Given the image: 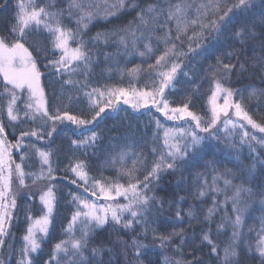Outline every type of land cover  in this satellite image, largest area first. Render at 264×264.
Segmentation results:
<instances>
[{
    "label": "snow or ice",
    "instance_id": "1",
    "mask_svg": "<svg viewBox=\"0 0 264 264\" xmlns=\"http://www.w3.org/2000/svg\"><path fill=\"white\" fill-rule=\"evenodd\" d=\"M101 20L119 23L89 36ZM181 75L177 103L167 97ZM0 78V264H264V216L244 229L257 204L264 212V119L253 114L264 108V0H16L0 19ZM121 101L149 116L143 128ZM109 116L110 135L93 131ZM245 146L247 163L231 154ZM65 181L73 211L43 259Z\"/></svg>",
    "mask_w": 264,
    "mask_h": 264
},
{
    "label": "trees",
    "instance_id": "2",
    "mask_svg": "<svg viewBox=\"0 0 264 264\" xmlns=\"http://www.w3.org/2000/svg\"><path fill=\"white\" fill-rule=\"evenodd\" d=\"M4 2H5V0H0V5H2ZM7 2H8V8L7 9H0V19H4L10 14V12L13 10V7H14V5L16 3V0H7ZM59 6L63 7L64 4L61 3ZM133 15H134V13H133ZM130 18L131 17H128V19H130ZM117 23H119V21L113 20L112 23H106V22L101 20L100 22L95 23L94 26H91L90 31L88 32V35L91 36V35H94L98 31H104V30H107V29H111L112 26L114 24H117ZM72 26L75 27V25H72ZM72 46L74 47L75 45L73 44ZM106 50L107 51H113L114 49L113 48H109V49H106ZM154 58L155 57H153L152 60H154ZM152 60L146 61L145 62V67L147 66V63H151ZM46 62L47 61L43 60V59H41V61H40V67H41V71L42 72H46V70L43 68V65ZM140 63H141L140 59H133L131 61V63H128L126 65V67L127 68H131V67H133V65L140 64ZM119 66L120 67H125V64H124L123 60L120 61V65ZM184 70L188 71L189 69L185 68ZM97 71H99V69H97ZM200 75H203V73L201 72ZM146 79H147L146 76L141 78L139 80V85L138 86H143ZM0 80H2V78H0ZM180 80H181V83L176 85V89L177 90H175V91L169 90V95L167 97L169 100H174L177 103H180L182 101L183 96L185 95V92H184L183 89L186 87V85H185V82H184V77L182 75L180 76ZM45 82L46 81L42 79V83H45ZM120 82L121 81H120V77H119L118 74L113 76L112 79H110V80H107V79H100L99 80V84H103V83L117 84V83H120ZM91 84H92V86H98L97 81L95 79L91 81ZM128 84H129V79L127 77H125L123 79V81H122V85L127 87ZM231 86L234 87V88L241 87V85L236 84V83H233ZM257 86H260V85L257 84ZM207 87H208V85H207V83H205L203 85V88L201 89V91H203ZM48 91L50 93L51 89H48ZM204 99H206V97ZM221 103H222V101H221ZM120 104H121V108L122 109H126L127 113L131 114L130 118L132 119V121L133 122L140 121L141 122V128H143V124L147 123V121L149 119V116L147 114H144V115L132 114L133 110L130 108L129 105H124L122 101L120 102ZM202 104H203V99L198 100L196 102V105H195V110L198 111V112H201V114H203V112L206 110V109H202V107H201ZM80 108H87V100H86V98L84 99V102L82 104H74L73 105V109L74 110L78 111ZM149 108H151V105H149ZM143 111L144 110L141 109V112H143ZM151 112H152L153 116H155L156 118L160 119L161 123L164 124L167 127L174 126L176 123H178V122H174V121H168L162 114L157 113L154 108L151 109ZM125 114H126L125 111L122 110L120 112V117L125 116ZM253 114H254V118L257 119L258 121L264 119V108H261L259 111H255V103H253ZM116 119H119V117L116 118ZM115 122H116V120L113 119L111 116H109L108 118L101 119V120H99L97 126L95 128H93V131H101V130H103L105 132V137H107V135L111 134V133L107 132V129L111 128L112 125ZM65 134L71 135V132L66 128L63 132L60 133V136L63 137ZM16 135H19L18 131L16 132ZM148 135H149V137H151V135H152V129L151 128L148 129ZM9 139L10 140H14L15 137L10 135ZM237 139H239V137H237ZM33 142H35V141L33 140ZM104 143L105 144L108 143L107 138H105ZM219 154L220 155H224V153H219ZM231 154H232L233 158L236 157L239 154L240 158L242 160H244L245 163H247V159L246 158H248V156H249V150L245 146L242 150L239 151V153L237 151H232ZM13 159L16 160V162H20L19 161V153L18 152L14 154ZM67 162L68 161L66 159H64L62 162H60L57 165L56 158L53 157V166L54 167H58L59 169H63L64 166L67 164ZM28 163H34L35 166L33 168H27L26 171H35V170H37L39 168V161L38 160L29 161ZM128 163L131 164V160H129ZM224 166H227L229 168L233 167V165L231 163H228L227 160L224 161ZM56 175L58 177L62 178L65 175V173H63L61 171H57ZM104 175L111 176V175H114V172L106 170L104 172ZM169 180H174V177H166V182L169 181ZM28 183H30V181H28ZM57 187L62 190L61 200H60L59 207L57 209L55 228L52 231L51 238L43 245V254H42L43 255V259H47L48 258V255L50 254V249H51L52 244H54L57 240L63 238V236L61 234L62 228L67 225V222H68L67 218L71 216V212L73 211L72 207L68 204V201L70 200V197L67 194L70 191H77V189H76V187L74 185H70L66 181L62 182V183L61 182H57ZM13 190L14 191H21L19 189V187H18V182L14 181ZM23 191H27V189H24ZM37 197H38V194H37ZM221 199H223V197H221ZM19 202L21 204L24 203V201H19ZM121 202H123V200H121ZM37 203H38V199H37ZM208 203H211V197H209ZM185 207H187V205H185ZM229 209H230V205H229ZM38 213H39L38 211L35 212V214H38ZM262 216H264V212H262L260 210V206H259V204H257L255 210L252 211L251 216L248 218L246 224L244 225L245 231L247 232V230L249 228L258 229L260 227V219H261ZM22 226H24V224L20 223L17 227L13 228V232L15 233V236H16V242H17V239L20 237V230L22 229ZM213 227H215V226H213ZM107 231H108V229H105L104 233L101 234L100 238H103V236L107 234ZM230 232H231V229L228 230V234H230ZM255 237H256V233H255V231H253V233H252L253 242L255 240ZM225 238L226 237L222 236L219 239L222 241ZM203 251L205 253H207L209 251V249L205 248ZM205 260H206V264H212L211 259L208 258L207 256H205ZM246 264H258V261L248 260V261H246Z\"/></svg>",
    "mask_w": 264,
    "mask_h": 264
},
{
    "label": "rangeland",
    "instance_id": "3",
    "mask_svg": "<svg viewBox=\"0 0 264 264\" xmlns=\"http://www.w3.org/2000/svg\"><path fill=\"white\" fill-rule=\"evenodd\" d=\"M169 127H173V126H169ZM37 199H38V197H37ZM35 215H39V213L38 214H35ZM22 225V224H21ZM23 228H24V226H22V229L20 230V237L23 235ZM20 237L17 239V242H16V247H20V244H21V242H20ZM15 257H13V264H15Z\"/></svg>",
    "mask_w": 264,
    "mask_h": 264
}]
</instances>
